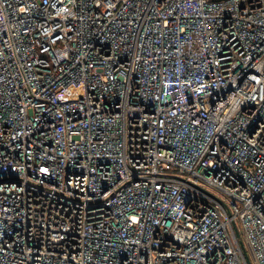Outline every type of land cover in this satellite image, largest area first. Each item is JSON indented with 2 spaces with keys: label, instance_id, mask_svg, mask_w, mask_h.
Instances as JSON below:
<instances>
[{
  "label": "built area",
  "instance_id": "obj_1",
  "mask_svg": "<svg viewBox=\"0 0 264 264\" xmlns=\"http://www.w3.org/2000/svg\"><path fill=\"white\" fill-rule=\"evenodd\" d=\"M0 264H264V0H0Z\"/></svg>",
  "mask_w": 264,
  "mask_h": 264
}]
</instances>
